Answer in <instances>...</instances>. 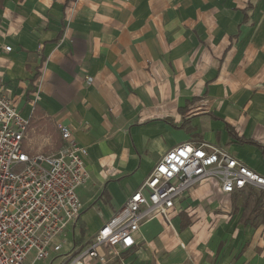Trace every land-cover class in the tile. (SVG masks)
<instances>
[{
    "label": "crops",
    "instance_id": "0c3cea01",
    "mask_svg": "<svg viewBox=\"0 0 264 264\" xmlns=\"http://www.w3.org/2000/svg\"><path fill=\"white\" fill-rule=\"evenodd\" d=\"M263 88L264 0H0V91L29 118L33 150L57 149L63 125L88 152L75 245L177 145L224 148L264 175ZM206 181L175 204L171 226L156 217L132 248L105 249L107 264H264V212L225 223L230 195L256 188L224 194ZM194 208L198 223L179 215Z\"/></svg>",
    "mask_w": 264,
    "mask_h": 264
},
{
    "label": "built area",
    "instance_id": "2783aa9c",
    "mask_svg": "<svg viewBox=\"0 0 264 264\" xmlns=\"http://www.w3.org/2000/svg\"><path fill=\"white\" fill-rule=\"evenodd\" d=\"M3 49L11 51L9 46ZM58 133L57 149L34 151L29 118L0 91V264H26L31 254L30 264L48 260L62 250L66 243L60 237L74 229L81 215L76 189L89 178L88 152L68 127L58 126ZM43 145H51L48 138L42 139ZM206 180H215L224 194L248 187L264 192V175L224 148L203 142L177 145L86 245L72 243L60 264H107L105 249L117 256L132 248L141 225L156 217L171 226L175 204Z\"/></svg>",
    "mask_w": 264,
    "mask_h": 264
},
{
    "label": "rangeland",
    "instance_id": "374dc122",
    "mask_svg": "<svg viewBox=\"0 0 264 264\" xmlns=\"http://www.w3.org/2000/svg\"><path fill=\"white\" fill-rule=\"evenodd\" d=\"M35 151H37L36 146H35ZM39 151H41V150H39ZM43 151L47 152V153L50 152L48 148H44ZM210 182L211 181H206L202 184H206V183H210ZM197 186H198V184L195 185L191 189H194ZM77 195L79 197L80 202L84 203L86 200V198H84V195L89 196V191H86V190H83L82 188H79L77 190ZM183 200H184V198L182 199V201ZM259 200L262 201L261 211L264 212V194L262 191H260L258 189H248V190H244L242 192L230 195V203H232V201H233L234 203L237 204L236 205V207H237L236 212L237 213L239 212L240 217H239V215L236 217L234 214L237 215V213H234L232 211V209H230L228 211L229 213H227V215L229 217L225 221L226 225L230 224L231 221L234 220V222L236 224V226H235V228H236V227H238L239 223L243 224L244 220L247 219L248 217H250L251 221L254 224L258 223L262 219L261 215L259 214V216L256 219H254L255 215H250V213L255 209V206L259 205V204H256V203H258ZM190 212L191 213H189L188 211H184V212L182 211L179 213V215L181 216V218L183 216V217H186L188 220H192L193 223H198V217H196L198 213L195 211V208L193 210H191ZM205 213H206V216L204 214L202 216L199 215V220H201L203 217V219L206 223L207 222L210 223L212 221V218L215 217V214H220L223 212H221L219 210V211H210L208 215H207V211H205ZM190 214H192V215H190ZM189 215H190V217H189ZM234 217H236V219H233ZM85 219L88 221H89V219H93L95 222H97L96 218L92 217V214H87ZM226 225L223 228L224 230H225ZM93 226L94 225H91L90 223H88V229H89L90 234L92 233ZM207 228H208L207 232H205V230H204V234L207 235V237H210V230H211L210 224L207 225ZM66 232L67 233H66L65 237H63V236L60 237V240L65 241V243H66L63 245L62 250L59 253H51L48 260H45L42 262L38 261V262H35L34 264H50L52 261H54L53 264H60L62 262L63 256L69 252V250L71 249L72 243L75 241L74 237H73L72 230L67 229ZM236 232H238V228H237ZM75 234H77V232ZM32 258H33V254L29 255V257L26 260V264H30V262L32 261Z\"/></svg>",
    "mask_w": 264,
    "mask_h": 264
},
{
    "label": "trees",
    "instance_id": "16d2710c",
    "mask_svg": "<svg viewBox=\"0 0 264 264\" xmlns=\"http://www.w3.org/2000/svg\"><path fill=\"white\" fill-rule=\"evenodd\" d=\"M233 136H234V134H233ZM249 143H252V144L258 146L255 142L250 141ZM258 147H259V146H258ZM263 194H264V192H263ZM258 203H259V205H258L257 207H255V211L260 212V211H261V210H260V208H261L260 200L258 201ZM259 207H260V208H259ZM261 213H262V212H261Z\"/></svg>",
    "mask_w": 264,
    "mask_h": 264
}]
</instances>
